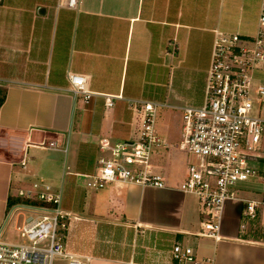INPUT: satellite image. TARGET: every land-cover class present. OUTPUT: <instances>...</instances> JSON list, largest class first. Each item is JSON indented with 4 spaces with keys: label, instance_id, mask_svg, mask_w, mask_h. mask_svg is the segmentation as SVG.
I'll return each mask as SVG.
<instances>
[{
    "label": "crops",
    "instance_id": "0c3cea01",
    "mask_svg": "<svg viewBox=\"0 0 264 264\" xmlns=\"http://www.w3.org/2000/svg\"><path fill=\"white\" fill-rule=\"evenodd\" d=\"M261 2L79 0L72 9L59 5L63 0H0V234L31 213L21 208L26 203L9 207V201L27 200L19 194L38 177L32 165L38 150L65 152L68 160L72 148L71 171L60 187L51 186L70 215L68 250L86 245L90 253H77L89 255L88 264H139L144 247L168 249L174 242L191 246L202 264H264V241L245 232L252 223L242 227L244 201H264V170L256 177L263 183L259 196L236 191L225 202L219 238L204 235V215L194 194L107 184L92 189L87 202L83 190L102 154L101 140L139 136L140 122L129 100L160 104L158 116L164 119L157 118L156 128L169 147L158 149L153 163L170 184L182 179L193 158L178 147L179 138L169 140L174 123L168 121L181 123L184 106L205 102L216 32L254 35ZM39 7L46 14H39ZM68 72L89 77L95 93L89 103L71 91ZM119 94L123 98L107 109L103 95ZM56 139L62 146L49 148Z\"/></svg>",
    "mask_w": 264,
    "mask_h": 264
},
{
    "label": "built area",
    "instance_id": "2783aa9c",
    "mask_svg": "<svg viewBox=\"0 0 264 264\" xmlns=\"http://www.w3.org/2000/svg\"><path fill=\"white\" fill-rule=\"evenodd\" d=\"M63 5L75 9L79 0H63ZM264 71V0L261 2L258 28L254 35L217 31L211 61L207 71L205 102L201 107L182 108V128L178 147L192 157L185 174L170 184L166 174L153 163L160 148L169 147L168 140L157 128L160 104L129 100L128 107L140 122L136 139L111 143L100 142L102 154L87 186L101 189L107 184L136 183L154 187H173L194 194L200 203L204 220V235L219 238L224 204L236 197L235 186L259 176L251 160L264 159V116L254 115L255 102L259 111L264 104V83L257 77ZM74 94H82L85 103L95 95L89 89V77L68 72ZM107 109L122 95H103ZM63 142L52 140L49 148H59ZM25 166V164H23ZM22 198L38 202L23 204L31 213L14 228L26 242H10L0 234V264H54L56 259L67 264H88L89 255L68 250L67 230L70 215L62 208V195L44 182L21 189ZM242 227L264 216V201L245 200ZM77 219V218H76ZM248 223V225H247ZM144 261L139 264H202L191 246L174 242L170 248L144 247ZM209 262V261H208ZM210 263V262H209Z\"/></svg>",
    "mask_w": 264,
    "mask_h": 264
},
{
    "label": "rangeland",
    "instance_id": "374dc122",
    "mask_svg": "<svg viewBox=\"0 0 264 264\" xmlns=\"http://www.w3.org/2000/svg\"><path fill=\"white\" fill-rule=\"evenodd\" d=\"M208 58H209V55L204 56L205 64H206V61ZM256 77L262 83H264V71H258L256 73ZM203 104L199 105L198 107L203 106ZM188 106H190V105H188ZM259 106H260L259 102H255L253 114L254 115L260 114V115L264 116V104L262 105V112L261 113L259 111V108H260ZM157 118H158L159 122L163 123V119H164L163 115H159ZM167 120H168V117H167ZM168 122L170 123V125L172 123H174L173 126L171 127V129L169 130L171 132L169 134V137H168L169 140L172 139L173 137L176 139H178V138L180 139L182 121L180 123V121H172L170 118V120ZM179 139L176 141L177 144L179 143ZM71 153H72V148H71L70 154ZM70 154H69L68 160H67V154L65 152H60V151L51 150V149L38 150V152L36 154L37 159H35V162L32 163V165L35 164V166L37 168V169H35V168L34 169L38 173V177H36V178L34 177L33 179L38 180L40 182L48 183V184L55 186V187H60L62 185V181L65 179V177H67V173L69 171H71V169H70V162H71ZM166 155H168V151H166ZM155 160L157 162L160 161L161 160L160 156H156ZM250 165L253 166L258 171V173L261 174V172H263V170H264V159L251 160ZM33 179L32 180L30 179L31 182H28L25 185H27V187L31 188L33 183H34ZM84 187H85V188H83L84 193H85L84 198L87 200V202H89L93 197L92 194H93L94 190H92V188H89L88 186H86V184L84 185ZM262 189H263V183H262V181L258 180V178H253L247 182H239L235 186V190L238 192H241V195L243 193H245L246 195H249V196H253V195L259 196ZM246 206H247V203L244 201L243 210H245ZM89 212H90L89 209L88 210L85 209V214H89ZM23 218L24 217L21 216L18 219V223H21ZM244 230H245V232H248V233H249V231H253L252 232V238L264 241V216L262 214H260L258 219L256 221H254L250 227H247ZM1 237H2V239L6 240V241H10V242H26L27 241L25 238H21L19 236V234L15 230V228H8V226L6 227V230L3 231V234L1 235ZM167 242H170V241L167 240ZM74 248L76 250V253L77 252H80L82 254L90 253L88 247H86V245H84V244H80V245L76 244V245H74ZM162 249H163V247H162ZM54 264H67V263L65 260L56 259L54 261Z\"/></svg>",
    "mask_w": 264,
    "mask_h": 264
},
{
    "label": "trees",
    "instance_id": "16d2710c",
    "mask_svg": "<svg viewBox=\"0 0 264 264\" xmlns=\"http://www.w3.org/2000/svg\"><path fill=\"white\" fill-rule=\"evenodd\" d=\"M3 97L0 99V104L3 102ZM26 203V204H37V205H39V203L38 202H35V201H30V200H21V199H19V198H16V199H10V201H9V207H11V206H13L14 204H16V203ZM253 232V231H252ZM255 232V231H254ZM242 236H244V235H242ZM246 237V236H245Z\"/></svg>",
    "mask_w": 264,
    "mask_h": 264
},
{
    "label": "water",
    "instance_id": "95a60500",
    "mask_svg": "<svg viewBox=\"0 0 264 264\" xmlns=\"http://www.w3.org/2000/svg\"><path fill=\"white\" fill-rule=\"evenodd\" d=\"M46 10H47V9L44 8V7H39V9H38V13H39V14H44V13L46 14ZM42 11H43V13H42Z\"/></svg>",
    "mask_w": 264,
    "mask_h": 264
}]
</instances>
